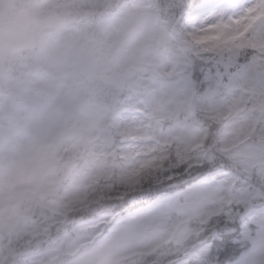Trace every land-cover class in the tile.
I'll return each instance as SVG.
<instances>
[{
    "label": "snow or ice",
    "instance_id": "6c2138e0",
    "mask_svg": "<svg viewBox=\"0 0 264 264\" xmlns=\"http://www.w3.org/2000/svg\"><path fill=\"white\" fill-rule=\"evenodd\" d=\"M147 3L93 162L26 228L0 215V264H264V0Z\"/></svg>",
    "mask_w": 264,
    "mask_h": 264
},
{
    "label": "rangeland",
    "instance_id": "374dc122",
    "mask_svg": "<svg viewBox=\"0 0 264 264\" xmlns=\"http://www.w3.org/2000/svg\"><path fill=\"white\" fill-rule=\"evenodd\" d=\"M67 1L0 0V20L12 18L25 6L32 18L47 20L36 31L38 48L11 55L0 79V215L13 229L29 226V214L48 203L50 191L68 194L69 178L76 179L90 166L95 137L116 95L96 85L98 81L95 87L84 84L68 38L81 42L96 33L99 43L94 53L100 73L129 65L136 66L137 72L155 47L151 38L156 21L147 0L111 3L95 21L88 20L95 9L82 5L87 0ZM74 120L85 130L89 147L76 140L58 142L62 130ZM54 153L57 160L52 168ZM13 197L17 202L10 201Z\"/></svg>",
    "mask_w": 264,
    "mask_h": 264
},
{
    "label": "water",
    "instance_id": "95a60500",
    "mask_svg": "<svg viewBox=\"0 0 264 264\" xmlns=\"http://www.w3.org/2000/svg\"><path fill=\"white\" fill-rule=\"evenodd\" d=\"M9 26H11V25H9ZM11 30L16 31L20 34V31L17 29H11ZM7 33H9V32L7 31V32H1L0 33V68L2 67V63H3L4 57L7 53V51L10 50V48H8L9 47L8 46L9 38L7 36Z\"/></svg>",
    "mask_w": 264,
    "mask_h": 264
},
{
    "label": "bare ground",
    "instance_id": "6f19581e",
    "mask_svg": "<svg viewBox=\"0 0 264 264\" xmlns=\"http://www.w3.org/2000/svg\"><path fill=\"white\" fill-rule=\"evenodd\" d=\"M146 28H148V26L143 27V30L146 29Z\"/></svg>",
    "mask_w": 264,
    "mask_h": 264
}]
</instances>
